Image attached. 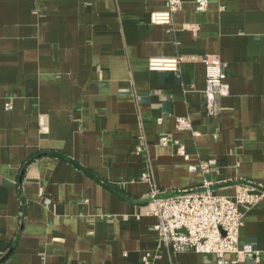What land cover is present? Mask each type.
I'll return each instance as SVG.
<instances>
[{
	"label": "crops",
	"instance_id": "crops-1",
	"mask_svg": "<svg viewBox=\"0 0 264 264\" xmlns=\"http://www.w3.org/2000/svg\"><path fill=\"white\" fill-rule=\"evenodd\" d=\"M166 8L0 0V264H218L167 251L143 174L166 192L197 188L204 175L189 166L213 159L215 193L264 185V0H209L205 12L183 0L171 26L152 24ZM203 54L226 66L230 94L215 114ZM153 56L182 62L150 70ZM185 116L192 128L180 130ZM240 239L264 264V197L245 212Z\"/></svg>",
	"mask_w": 264,
	"mask_h": 264
},
{
	"label": "built area",
	"instance_id": "built-area-1",
	"mask_svg": "<svg viewBox=\"0 0 264 264\" xmlns=\"http://www.w3.org/2000/svg\"><path fill=\"white\" fill-rule=\"evenodd\" d=\"M194 2L198 12H205L209 5V0ZM182 3L183 0H167V8L152 12L150 22L171 26ZM183 28L198 29L195 24H185ZM199 57L206 73V108L209 114H215L218 100L230 94L226 66L217 55L203 54ZM181 62L180 56H153L148 67L150 70L178 71ZM6 107L11 108V102L6 103ZM177 127L180 130L191 129V120L186 116L179 117ZM161 142L163 145L172 144L177 154L189 158L185 145L179 140L164 135ZM215 163L209 159L199 165H190V170L202 171L204 180L201 186L173 192L160 189L150 173L143 174V178L152 181L150 194L155 204L153 213L158 218L155 229L159 240L169 253L210 254L215 256L218 264H239L247 260H251V264H263L261 251L249 242H241L240 233L245 212L264 197V185L238 182L233 196L217 194L213 190V182L207 177ZM233 253L237 257L228 259L227 255ZM144 261L148 263V255Z\"/></svg>",
	"mask_w": 264,
	"mask_h": 264
},
{
	"label": "water",
	"instance_id": "water-1",
	"mask_svg": "<svg viewBox=\"0 0 264 264\" xmlns=\"http://www.w3.org/2000/svg\"><path fill=\"white\" fill-rule=\"evenodd\" d=\"M251 263H252L251 260H247V261H246V264H251Z\"/></svg>",
	"mask_w": 264,
	"mask_h": 264
}]
</instances>
